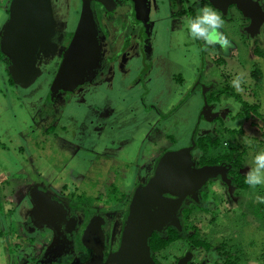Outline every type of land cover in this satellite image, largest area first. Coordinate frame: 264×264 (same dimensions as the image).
<instances>
[{
  "label": "flooded vegetation",
  "instance_id": "flooded-vegetation-1",
  "mask_svg": "<svg viewBox=\"0 0 264 264\" xmlns=\"http://www.w3.org/2000/svg\"><path fill=\"white\" fill-rule=\"evenodd\" d=\"M4 1L5 21L9 14L10 0ZM259 3L262 5L261 0ZM78 4L82 8L81 0H51L55 22L50 38L52 46L39 54L35 62L39 74L34 82L22 87L13 81L6 68L3 73L7 84L12 88L29 92L40 87V103L35 110L39 119H36L47 120V129L64 120L77 123L75 137L81 149L79 157L91 160L105 155L103 149L116 148L118 140L126 136L130 138L136 131L144 135L142 139H137L138 152L143 155L141 150L149 143L152 130L159 128L158 125L164 123V120L175 117L197 94L202 103L200 111L206 100L209 112L199 115V111L192 118L195 121L191 124L189 133L186 132L189 139L185 146L190 144L191 137L196 141L197 137L212 133L215 123L226 118L225 110L219 109L221 97L218 99L214 95L217 91L216 84L202 82L207 56L210 57L214 50L223 49L218 43L207 45L202 40H195L201 66L196 67L194 80L186 92H181L184 80L181 73L170 75V80L175 84L173 87L168 82V72L166 78L162 72L165 69L164 62L168 60H165L164 50L160 49L161 40L167 46L169 38L181 29L189 34L188 20L195 17L201 7L216 9L208 0H92L98 46L96 66L82 83L66 90L51 91L52 80L77 24L74 25ZM262 8L264 9L263 5ZM231 9L239 11L235 5L228 7L226 15L216 10L225 20ZM247 20L249 24V19ZM244 32L248 39H252L245 29ZM0 57L6 59L1 51ZM182 58L186 59L187 56L182 55ZM173 61L182 64L181 55L173 58ZM161 78H165L166 82L163 83ZM176 95V103L168 106L171 97ZM203 120L207 121L205 128L201 127ZM170 139L175 141L173 136ZM100 144L104 148L102 146L101 149ZM179 148L181 147L170 145L160 153H152L145 161H142L143 158L137 160L133 164L138 174L132 190L109 204L97 203L95 200L81 201L77 196L61 191L54 194L57 192L50 190V183L47 181L41 183L27 173L15 174L13 178L18 177L17 181L9 189L6 188L7 192H0V225L13 232V238L21 243L13 251L12 264L20 261L21 264H88L95 256L93 247L97 244L98 233L102 236V260L105 261L109 253L119 247L133 189L140 179L147 180L152 175L162 154ZM192 154L197 158L195 147ZM89 164L94 165L93 162H89L88 166ZM12 166L20 168L27 165L15 161ZM217 179L220 180L219 177ZM205 186L206 184L201 190ZM44 201L49 203L48 207H43ZM185 203L181 206L179 218ZM90 228L97 231L94 236L89 233ZM189 264L192 262L189 261Z\"/></svg>",
  "mask_w": 264,
  "mask_h": 264
},
{
  "label": "rangeland",
  "instance_id": "rangeland-1",
  "mask_svg": "<svg viewBox=\"0 0 264 264\" xmlns=\"http://www.w3.org/2000/svg\"><path fill=\"white\" fill-rule=\"evenodd\" d=\"M261 1L264 6V0ZM3 3L5 1L0 0V26L6 18ZM79 4L75 10L74 25L81 10ZM247 25L248 20L242 17L239 11L230 10L223 28L217 32V39L220 36L226 37L230 42L229 46L214 50L210 57L207 56L202 76L203 83L216 84L217 91L214 95L218 99L221 97L219 109L226 112V118L215 123L213 132L210 133L219 139L215 151L220 153L236 145H239L240 149L244 148L240 169L244 175L255 166L254 157L264 147V24L252 39H248L244 32ZM160 49L164 50L165 60H168L164 62L165 69H162L164 77L166 78L168 72V82L175 87L169 77L173 73H181L184 78L181 92H186L194 80L196 67L201 66L196 41L185 29H181L169 38L167 46L166 42L161 40ZM179 55L182 60L180 65L173 61V58H178ZM182 55L187 58L183 59ZM9 65L10 60L7 57H0L1 193L7 192L6 188L9 189L13 182L17 181L18 177L13 178L15 174L27 173L41 183H50V190L57 192L54 194L61 191L77 196L85 202L95 200L102 204L114 203L132 190L138 174L133 167L137 160L143 158L142 161H145L152 153H160L170 145L183 147L187 144L188 130L195 121L192 118L197 116L202 104L200 96L194 95L175 117L164 120V123L158 125L159 128H154L149 143L141 150L143 155L138 152L137 139H142L144 135L136 131L130 138L126 136L118 140L116 148L103 149L107 156L99 155L87 160L79 157L81 149L75 137L77 123L64 120L47 129V120L37 121L35 110L40 103V87L30 90V93L25 89L12 88L7 84L3 73L5 68L9 71ZM165 78H161L163 83L166 82ZM229 92H233L234 96L228 94ZM237 96L249 105L259 103V116L250 114L249 119L236 118V113L241 109ZM177 100V95L171 97L167 105L171 106ZM165 108L168 109L167 106ZM206 125L207 121H201L202 128ZM228 129H240L241 132L230 135L227 133ZM172 136L175 141L170 139ZM102 146L103 144L99 145L101 149ZM15 161L27 166L13 167ZM89 162L94 165L88 166ZM5 166L7 168H4ZM258 195L264 196V185L249 186L248 189L242 190L233 184L228 191L226 184L220 180H209L199 193L202 202L195 204L187 200L185 207L190 209L188 219L198 227L201 237L211 244V248L190 249L188 238L184 235L157 253L156 263L175 264L178 258L190 250V261L194 264H225L226 255H229L233 264H264L260 256L264 248V224L254 215ZM13 235L8 228L0 225V264H12L13 251L21 245ZM21 263L20 261L16 264Z\"/></svg>",
  "mask_w": 264,
  "mask_h": 264
},
{
  "label": "water",
  "instance_id": "water-1",
  "mask_svg": "<svg viewBox=\"0 0 264 264\" xmlns=\"http://www.w3.org/2000/svg\"><path fill=\"white\" fill-rule=\"evenodd\" d=\"M82 8L71 38L65 49L50 90H66L83 82L92 74L98 57L95 22L91 1L81 0ZM213 7L227 14L228 7L235 5L249 19L244 28L254 37L264 24V9L259 0H208ZM8 17L0 28V51L9 60V73L13 81L22 87L29 86L38 76L35 62L41 52L50 49L54 26L51 0H10ZM209 106H204L199 115H206ZM212 121L213 119H206ZM160 156L152 175L140 179L129 202L128 214L122 230L119 247L103 261L102 236L98 233L95 256L88 264H157L151 255L149 238L153 232H162L172 226L181 231L179 214L183 202H200L199 193L211 179L233 187L228 175L229 164L196 166L192 150L196 141ZM43 207L49 203L43 202ZM94 236L97 231L89 229ZM192 252L187 250L175 264H189Z\"/></svg>",
  "mask_w": 264,
  "mask_h": 264
},
{
  "label": "trees",
  "instance_id": "trees-1",
  "mask_svg": "<svg viewBox=\"0 0 264 264\" xmlns=\"http://www.w3.org/2000/svg\"><path fill=\"white\" fill-rule=\"evenodd\" d=\"M10 82H12L11 79ZM228 94L234 96L233 92H229ZM236 98L241 103V109L238 113H236V118L249 119L252 114H256L259 116V103L249 105L246 101H242L238 96ZM240 132V129L227 130V133L230 135H236ZM218 145L219 139L212 136L211 134L197 137L195 146V150L197 151L198 156L197 165L202 166L214 164H229V175L232 179V184L236 185L242 190L248 189L249 185L245 183L246 175L240 172L242 165V155L245 149H240V146L236 145L234 147L224 149L220 153H217L215 150L217 149ZM261 151H264V147ZM189 213L190 209L186 208L184 205L182 209V214L180 215V222L182 227L181 231H179L175 227L170 226L162 232L152 233L148 243L150 246L151 255L154 260H156L155 256L157 253L165 249L172 242L181 239L184 235H186V237L188 238V241L190 243V249L203 248L204 250H209L211 248V244L206 239L201 237L198 227L188 219ZM254 215L260 221V223L264 224V204L257 202L254 207ZM226 256L227 258L225 260V264H233V261L230 259L229 255ZM260 256L264 263V248L261 251Z\"/></svg>",
  "mask_w": 264,
  "mask_h": 264
},
{
  "label": "clouds",
  "instance_id": "clouds-1",
  "mask_svg": "<svg viewBox=\"0 0 264 264\" xmlns=\"http://www.w3.org/2000/svg\"><path fill=\"white\" fill-rule=\"evenodd\" d=\"M224 26L221 14L210 6L201 7L195 17L188 20V32L192 39L202 40L207 45L219 44L221 47L229 46V40L220 36L217 39L218 30ZM239 86L238 81H236ZM254 167H251L245 177V183L251 187L264 185V151L254 157ZM257 202L264 204V196H257Z\"/></svg>",
  "mask_w": 264,
  "mask_h": 264
},
{
  "label": "crops",
  "instance_id": "crops-1",
  "mask_svg": "<svg viewBox=\"0 0 264 264\" xmlns=\"http://www.w3.org/2000/svg\"><path fill=\"white\" fill-rule=\"evenodd\" d=\"M4 22H5V21H4ZM4 22H3V23H4ZM2 25H3V24H2ZM2 25H1V26H2ZM0 28H1V27H0Z\"/></svg>",
  "mask_w": 264,
  "mask_h": 264
}]
</instances>
